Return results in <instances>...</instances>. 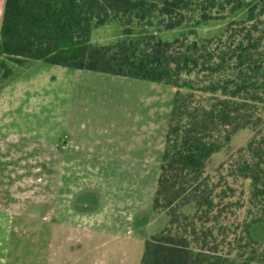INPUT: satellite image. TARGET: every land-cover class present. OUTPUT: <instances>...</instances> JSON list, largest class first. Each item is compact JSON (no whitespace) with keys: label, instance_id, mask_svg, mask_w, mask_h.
<instances>
[{"label":"trees","instance_id":"trees-1","mask_svg":"<svg viewBox=\"0 0 264 264\" xmlns=\"http://www.w3.org/2000/svg\"><path fill=\"white\" fill-rule=\"evenodd\" d=\"M193 9L201 21L245 15L221 35L162 38ZM112 20L125 37L93 43V29ZM0 57L5 76L8 61L37 59L174 85L155 195L169 223L147 240L142 264H231L234 255L264 264V243L250 233L264 221V0H6ZM245 128L253 138L213 165Z\"/></svg>","mask_w":264,"mask_h":264},{"label":"rangeland","instance_id":"rangeland-1","mask_svg":"<svg viewBox=\"0 0 264 264\" xmlns=\"http://www.w3.org/2000/svg\"><path fill=\"white\" fill-rule=\"evenodd\" d=\"M244 15L239 11L201 21L193 9L182 25L159 33L167 40L221 35L230 21ZM124 37L122 23L112 20L95 27L91 41L109 44ZM7 64L12 69L8 76L0 64V139L19 150L38 147L63 130L71 145L90 146L94 159V165L82 168L74 189L72 166L64 167L67 197L59 215L56 140L18 162L17 207L32 203L33 208L18 218L12 253L16 264H142L147 240L169 223L167 211L155 208V195L177 88L45 60ZM254 134L252 128L240 130L212 164ZM245 188H250L248 181ZM46 192L49 209L44 213L39 205ZM78 201L82 208L76 207ZM195 209V203L184 207L189 214ZM250 233L264 243V221L253 223ZM231 264L258 263L234 255Z\"/></svg>","mask_w":264,"mask_h":264},{"label":"crops","instance_id":"crops-1","mask_svg":"<svg viewBox=\"0 0 264 264\" xmlns=\"http://www.w3.org/2000/svg\"><path fill=\"white\" fill-rule=\"evenodd\" d=\"M5 4L6 0H0V37ZM67 135L68 134L62 130L61 132L57 133L54 139H49V141L41 144L38 147H34L32 144H29L24 148L19 149L20 151L14 146H7L2 141V139H0V150L4 152L0 154V166L3 167V169H0V264L18 263V261L12 254L13 247L15 246L14 243L17 241L15 233L18 230V218L22 217V214L30 213L31 209L33 208L32 203H30V205L26 207L21 205L20 209H18L17 207L18 189L16 179L18 176L16 173V166L18 162L20 160L22 162L26 158V156L31 155V153L35 149L38 151V149H42L43 147L45 148L46 144H48L50 141L56 140L58 152L56 157V165L58 167L56 209L58 215L61 209L65 207V198L67 197V195L65 194L66 175L64 167L66 165L72 166V185L70 187L71 189H74L75 187H77L78 182H81L80 179L83 175L81 172L82 168L94 165V162L92 161L94 159L92 156L93 151L91 147H85L84 150H82V148L80 147L77 148V146H74L75 144L71 145V142L70 140H68V138H65ZM67 149L71 150V155L68 152L66 153ZM45 163L47 164V161H45ZM59 166L63 167L61 172H59ZM84 179L85 177H83V180ZM48 198L49 197L46 192L44 200H41V205H39L44 213H47L46 211H48L49 209ZM81 205L82 203L80 201L76 203V207L79 206L80 208H82ZM76 207L74 206V208Z\"/></svg>","mask_w":264,"mask_h":264}]
</instances>
